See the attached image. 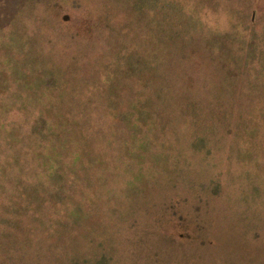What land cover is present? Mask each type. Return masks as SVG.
I'll use <instances>...</instances> for the list:
<instances>
[{"label":"rangeland","instance_id":"1","mask_svg":"<svg viewBox=\"0 0 264 264\" xmlns=\"http://www.w3.org/2000/svg\"><path fill=\"white\" fill-rule=\"evenodd\" d=\"M0 93L35 142L101 135L43 208L0 173V264H264V0H0Z\"/></svg>","mask_w":264,"mask_h":264},{"label":"trees","instance_id":"2","mask_svg":"<svg viewBox=\"0 0 264 264\" xmlns=\"http://www.w3.org/2000/svg\"><path fill=\"white\" fill-rule=\"evenodd\" d=\"M20 81V80H18ZM1 96V93H0ZM10 101L9 106L6 107L4 104L6 103V100L0 99V141L9 142V138L11 139L12 136H15L16 138H22L23 141L26 143V147L19 148L21 155L24 157V161L28 160V166H27V173L26 170L23 168V177L20 173V167L18 166V162H21L18 160V157H11L12 154L14 155V146H7L5 150H3V155L5 157L1 161L0 166V173L2 175H5L7 173L8 179L3 180L4 189L6 190L9 195H11L12 198H17L16 202L19 198H24L25 200L29 201L27 203V206L29 204H34V202H39L40 206L39 208H43L44 203H47L49 201H52V198H48L50 195L51 197H54V194H59L57 192L55 193H49L47 195H44L41 193V191L38 190H30L26 189V186L29 177L30 179L33 178L35 175H40L44 177L53 176L55 174H59L60 176H67L70 171H68L70 168H75V170L78 172V176H82L84 171L88 169L90 166V163L85 160L84 151H87L90 147V141L91 142H100L101 141V135L99 130H95L94 128L96 125L92 123L90 126L93 127L91 129V135L88 136L86 132L88 131V127H85L84 122V114L86 111L83 110V112H77L76 115L71 114L69 111L61 112L57 116H52V112L47 111V113L43 114L45 115V119L52 118L49 123H44L47 125L46 130L50 134V143L48 145H44L41 136L43 134V131L39 132V138L41 139L39 141L41 142H35V138L38 135V132H36L35 136L33 135L35 130H30V132H24L23 127H20V130L13 131L14 128V117H16V113L13 110V107L15 106L14 100H8ZM29 104V102H27ZM138 105V104H137ZM136 106V105H135ZM138 107V106H136ZM118 107L116 106L113 110H117ZM111 116V120L113 124H116V112L113 111ZM50 114V115H49ZM38 117V116H37ZM36 117V118H37ZM56 117L58 120H55ZM144 118V117H143ZM145 119V118H144ZM152 119L155 121V117H151L150 121L152 122ZM93 120V119H92ZM140 120V118L138 119ZM94 121V120H93ZM26 122H24L25 124ZM90 137V138H89ZM90 139V141H89ZM141 139L144 140L142 137ZM94 140V141H93ZM49 141V140H48ZM11 142H13L11 140ZM258 142V141H256ZM10 143V142H9ZM141 145L145 146L143 141L141 140ZM18 150V151H19ZM12 168L10 171H6V168ZM81 174V175H80ZM103 176V175H102ZM28 186V185H27ZM20 196H19V195ZM49 196V197H50ZM74 197V196H73ZM55 198V197H54ZM53 201H55L53 199ZM68 204V201H67ZM66 204V205H67ZM58 207L63 206L64 212L69 215H74L73 212L68 211V209H65V204H56ZM12 213H16L18 210L16 209V204H10ZM68 206V205H67ZM57 207V206H56ZM10 208V207H9ZM50 208V206H49ZM53 209V208H51ZM22 217L18 218V216H15V218H9L12 222H20L19 220ZM39 220V219H38Z\"/></svg>","mask_w":264,"mask_h":264}]
</instances>
